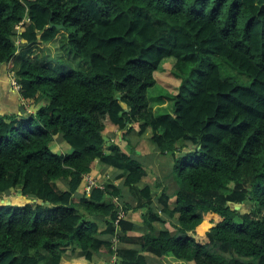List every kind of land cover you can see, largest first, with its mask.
<instances>
[{
  "label": "trees",
  "instance_id": "16d2710c",
  "mask_svg": "<svg viewBox=\"0 0 264 264\" xmlns=\"http://www.w3.org/2000/svg\"><path fill=\"white\" fill-rule=\"evenodd\" d=\"M63 39L88 68L45 61ZM167 60L177 92L150 97ZM0 65L43 104L0 116V196L28 199L0 205V264H264V0H0ZM149 130L175 159L178 190L158 197L173 230L154 227L148 170L123 145ZM61 142L72 153L53 152ZM86 176L101 178L89 193Z\"/></svg>",
  "mask_w": 264,
  "mask_h": 264
},
{
  "label": "rangeland",
  "instance_id": "374dc122",
  "mask_svg": "<svg viewBox=\"0 0 264 264\" xmlns=\"http://www.w3.org/2000/svg\"><path fill=\"white\" fill-rule=\"evenodd\" d=\"M60 45H61V48L59 49L58 54H55L54 56L50 57L47 60L45 59V61L49 62L59 72H67L69 70H83V69L88 68L87 64L83 60L75 57L74 52L71 50L70 46L68 45V43L65 39L60 41ZM58 46L59 45H57L56 48H59ZM31 58L32 59L41 58L42 61L44 60L43 59V49L40 45L35 47L34 51L32 52ZM170 61L167 60L165 62V64H164V70L165 71H161V73L159 74L160 83L149 90L148 93H149L150 97L151 96L155 97L159 94L167 93L166 91H168V92L169 91H171V92L176 91L177 92V88L179 86V81L176 79V77L174 75H172L173 63L172 62L169 63ZM169 69H171V70L169 71ZM165 86L167 87V89L165 88ZM156 103H158L157 105H160V103H162L161 108L166 110V111L165 110L161 111L159 113L170 112L167 110H171V101H169V100H165V102L156 101ZM136 127L139 130V125ZM150 135H152V133ZM118 142H120V139L118 140ZM124 143H127L128 148H130V150L133 148L137 149L136 151L140 155H145L147 153H150L153 149L157 150L155 145L151 142L150 139L146 138V136H143L140 138V137H137L133 133L130 134L129 136H126ZM51 148H52L53 152L58 153V154L72 153L71 147L69 145H67L65 142L57 143L56 145L53 144ZM158 155L159 156L156 159V161L158 160V163L161 165V167L163 169V176L162 177L167 181H171L173 179V177L177 178V176L173 170V166L175 163L174 156L170 153L169 154L168 153L162 154L160 152ZM182 155H180V156H182ZM153 156L154 155H152V154L151 155L147 154L143 158V160H146V161H141L148 170V175H149L148 180L151 183H153L154 180H156L155 178H157L159 176L158 174L156 175V172H155L156 166L153 163ZM109 170L111 172H113V169L112 170L109 169ZM143 186H144V184L141 185L140 187H143ZM177 190L178 189H174L171 192L176 193ZM7 202H10L12 204L21 205V206L24 205L25 203H27V201H25L22 197H20V198L18 197L17 192H13L9 196H4V197L0 196V205L5 204ZM251 209H252V205H250V204H246L244 206H241V208H240V210H242L243 212H249ZM150 257H151V259L148 258L149 264L158 263L159 260L157 258H155L154 256H150Z\"/></svg>",
  "mask_w": 264,
  "mask_h": 264
},
{
  "label": "crops",
  "instance_id": "0c3cea01",
  "mask_svg": "<svg viewBox=\"0 0 264 264\" xmlns=\"http://www.w3.org/2000/svg\"><path fill=\"white\" fill-rule=\"evenodd\" d=\"M43 104L40 105H36V104H32V103H26L22 96L20 95V93L18 92V90H16L14 88V86L12 85V73L10 72V70L8 69V67L6 65H0V116H6V115H15L18 117H25L28 116L30 114H36L37 111L41 108ZM135 130L138 131V128L135 127ZM135 131V132H136ZM108 133L109 136L112 138V141H117L120 139L121 133L118 132L117 130L112 129L110 126L108 127ZM135 134L137 137H139L136 133ZM151 131L149 130L144 136H146V138L150 139L151 137ZM130 135V134H129ZM128 135V136H129ZM141 138V137H140ZM124 148L127 152L133 154L139 161H146L143 160V158L147 155V154H152L153 156V163L155 164V172L156 175L158 174L159 176L157 178H155L156 180H154L153 183H151L148 179L149 177H147V179L145 180V182L143 183L144 185H149L152 187L153 191H154V195H155V206H156V210L158 211V213L161 215L162 217V221L155 223L154 227L158 228V229H165L168 228L170 230H173L172 224L174 223V225L176 224V220H170L168 218L167 215L161 213V208L158 209V197L159 195L164 192V190H168V193L173 195L175 193L171 192L174 189H178V181L177 178L173 177V179L171 181H167L165 180L162 176H163V169L161 167V165L158 163V160L156 161V159L158 158V154L159 151L153 149L150 153H147L145 155H140L139 153H137V149H131L128 148L127 143H124ZM158 151V152H157ZM106 173H107V178L103 179L101 181L102 185H105L109 180L113 177L115 171L113 170V172H111L109 169H106ZM149 176V175H148ZM96 179V181H99L98 177L92 176ZM116 185L121 184L120 181L115 182ZM86 189V187H85ZM84 189V190H85ZM81 192V191H80ZM130 191L128 189L125 190V200L131 204H134V200L131 198L130 196ZM18 197L20 198V196L18 195ZM25 201L26 198L22 197ZM28 202V201H27ZM175 202V199H171V203L173 204ZM116 204L123 207L122 203L119 200H116ZM144 213V211H137V212H133L131 211L129 213V218L132 219V221H136L137 222H141L143 221L142 219V214ZM131 235H141V233H132ZM117 237V236H115ZM113 237V240L114 238ZM119 240V238H118ZM119 245V241L116 244V246ZM146 256L151 259L150 256H153L151 254H146ZM155 257V256H154ZM157 258V257H155ZM158 259V258H157ZM65 261H67L68 263L71 264H87L84 260L83 257H76L73 255H69L67 254L64 258ZM115 258L110 257L109 261L110 263H114L115 262ZM159 260V259H158ZM104 262L102 260H100L97 264H103ZM156 264H164L163 262H161L160 260L158 261V263Z\"/></svg>",
  "mask_w": 264,
  "mask_h": 264
},
{
  "label": "built area",
  "instance_id": "2783aa9c",
  "mask_svg": "<svg viewBox=\"0 0 264 264\" xmlns=\"http://www.w3.org/2000/svg\"><path fill=\"white\" fill-rule=\"evenodd\" d=\"M12 85L14 86V88L16 90H19L20 86L18 85L16 79H15V76L12 74ZM85 181L87 183V186H86V191L89 193L91 188L96 186V180L91 177V176H86L85 177ZM119 215H118V219L116 221V223L118 224L119 221L123 218H125V212L123 211V208L121 206H119ZM118 237H115L114 240H113V243L116 245L118 243ZM116 247V246H115Z\"/></svg>",
  "mask_w": 264,
  "mask_h": 264
},
{
  "label": "water",
  "instance_id": "95a60500",
  "mask_svg": "<svg viewBox=\"0 0 264 264\" xmlns=\"http://www.w3.org/2000/svg\"><path fill=\"white\" fill-rule=\"evenodd\" d=\"M53 27V25H51L50 26V28H52ZM55 27H57V28H62L63 26H55ZM39 39H41V35L38 37ZM104 139H105V141L108 143L109 142V139L107 138V137H104ZM18 195L20 196V197H22V193H21V191H19L18 192ZM34 202H36V200L34 201ZM7 206H11L12 205V203H10V202H7V203H5ZM43 204V203H42ZM236 210H239L240 209V207H236L235 208Z\"/></svg>",
  "mask_w": 264,
  "mask_h": 264
}]
</instances>
